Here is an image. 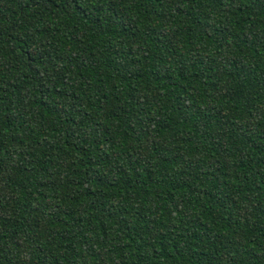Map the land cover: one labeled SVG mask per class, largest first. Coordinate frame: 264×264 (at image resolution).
I'll return each instance as SVG.
<instances>
[{"label":"trees","instance_id":"obj_1","mask_svg":"<svg viewBox=\"0 0 264 264\" xmlns=\"http://www.w3.org/2000/svg\"><path fill=\"white\" fill-rule=\"evenodd\" d=\"M0 264H264V0H0Z\"/></svg>","mask_w":264,"mask_h":264}]
</instances>
